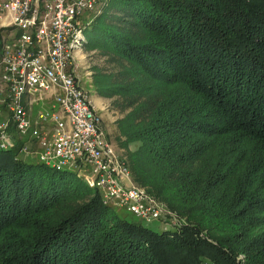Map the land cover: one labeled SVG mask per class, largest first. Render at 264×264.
Here are the masks:
<instances>
[{"label": "trees", "instance_id": "16d2710c", "mask_svg": "<svg viewBox=\"0 0 264 264\" xmlns=\"http://www.w3.org/2000/svg\"><path fill=\"white\" fill-rule=\"evenodd\" d=\"M86 17L81 47L116 69L94 94L130 111L132 180L185 220L121 219L77 169L0 149V264H264V0H103Z\"/></svg>", "mask_w": 264, "mask_h": 264}, {"label": "built area", "instance_id": "2783aa9c", "mask_svg": "<svg viewBox=\"0 0 264 264\" xmlns=\"http://www.w3.org/2000/svg\"><path fill=\"white\" fill-rule=\"evenodd\" d=\"M97 4L0 0V27L15 30L0 54V104L9 114L0 122V149L35 154L56 169H77L104 203L146 223L166 220L174 213L163 202L130 185L127 167L108 142L100 115L77 76L80 24ZM34 144L36 152L28 150Z\"/></svg>", "mask_w": 264, "mask_h": 264}, {"label": "rangeland", "instance_id": "374dc122", "mask_svg": "<svg viewBox=\"0 0 264 264\" xmlns=\"http://www.w3.org/2000/svg\"><path fill=\"white\" fill-rule=\"evenodd\" d=\"M98 4L102 3L103 0H97ZM87 16V15H86ZM83 18V22L86 20L87 17ZM81 23L80 25L82 26L84 23ZM0 29H4L3 27H0ZM12 35L9 37L7 36V42H9L12 39ZM75 61L77 62V76L80 81L81 87L88 92L90 97H95L92 98L93 104L96 107L100 118H101V124L104 129V134L107 137L108 142L112 145V149L116 151L118 156L123 159L127 170L129 172V180H130V185L141 188L139 185L133 182L132 176H131V171L129 168V163H128V158L127 154L130 152H134L136 149V145L130 144L127 147L122 146V144L118 143V129L117 125L119 121H121L124 116L130 112L129 109L127 111H121L120 107L122 99L118 97H97L94 93V83H95V74L98 72V74L105 75L107 76L108 74H112L116 72L115 66L113 64L109 63V60L106 56H104L99 50L93 49V48H85L81 47V50L76 53L75 55ZM2 86V80H1V68H0V89ZM39 108L33 109V115H36L38 112ZM7 110L4 108L3 105L0 104V122L3 120H6L8 118ZM111 138V140L109 139ZM122 139H119V142ZM32 146V147H31ZM28 147V150L30 148L31 151L37 150L36 145H31ZM18 150V149H16ZM18 156L23 157L25 160L30 159V160H36L35 154H31L29 156H24V155H19ZM89 171V170H88ZM128 187V185H126ZM145 189V188H144ZM143 189V190H144ZM151 197H153L150 193H148ZM155 198V197H154ZM157 201L163 202L174 214L173 216L168 215L166 220H155L150 223L143 222L142 220L134 217L131 215L129 212H127L124 209H120L118 207H114L112 204H108L109 206L113 207L115 215L118 216L121 219H125L128 221H139L141 222L144 226L160 232L165 226H171L173 224H176L178 222V218H181L177 215V211L174 209H171L168 204L158 198H156ZM77 203L83 202V199H78L76 201ZM178 217V218H177ZM182 220H185L184 217L181 218ZM212 264V263H208Z\"/></svg>", "mask_w": 264, "mask_h": 264}, {"label": "crops", "instance_id": "0c3cea01", "mask_svg": "<svg viewBox=\"0 0 264 264\" xmlns=\"http://www.w3.org/2000/svg\"><path fill=\"white\" fill-rule=\"evenodd\" d=\"M91 98H95V97H91Z\"/></svg>", "mask_w": 264, "mask_h": 264}]
</instances>
